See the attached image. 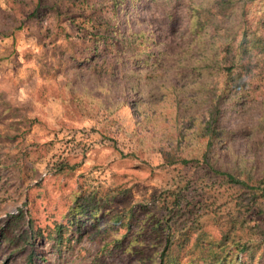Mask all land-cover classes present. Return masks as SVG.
<instances>
[{
    "label": "rangeland",
    "instance_id": "rangeland-1",
    "mask_svg": "<svg viewBox=\"0 0 264 264\" xmlns=\"http://www.w3.org/2000/svg\"><path fill=\"white\" fill-rule=\"evenodd\" d=\"M187 1L45 0L47 7L58 3L65 17L49 11L25 21L33 0H0V264H157L164 234L152 232V217L146 216L162 215L155 199L176 183H187L189 202L201 213L226 211L223 200L232 191L215 179L204 186L198 178L203 173L190 164L167 165L162 155L182 156L192 149L188 139L208 109L201 99L212 88L204 81L220 88L221 75L201 77L194 95L184 77L189 63H176L177 54L199 55L190 41ZM100 18L121 34L143 32L152 47L147 62L126 55L118 62L110 55L94 72L85 60L69 58L93 43L88 33ZM159 51L168 56L164 69L156 68L159 61L154 65ZM113 71L115 78L109 76ZM174 81L184 87L177 109L174 95L163 92ZM130 83L138 84L139 94ZM260 101L264 80L254 100L243 104L230 95L220 107L219 126L229 133L220 153L230 147L248 167L249 160L260 165L262 158ZM76 197L81 204L89 197L85 202L100 212L98 224L64 220ZM130 208L134 227L128 234L111 218ZM256 213L247 216L249 226L260 223ZM203 219V233L218 239L217 225ZM58 223L66 228L56 242ZM260 253L257 264H264V244ZM181 264L198 262L188 256Z\"/></svg>",
    "mask_w": 264,
    "mask_h": 264
},
{
    "label": "trees",
    "instance_id": "trees-1",
    "mask_svg": "<svg viewBox=\"0 0 264 264\" xmlns=\"http://www.w3.org/2000/svg\"><path fill=\"white\" fill-rule=\"evenodd\" d=\"M44 1L33 0L34 8L24 20L34 17L41 19L43 16H39L49 14V11H53L57 19L65 17L58 3L47 7ZM186 4L190 41L198 47L199 55H189L188 59H184L182 55L177 54L176 63H189L190 71L185 73L188 77L182 76L190 80L189 86L196 90L194 95H198L197 88L202 86L201 81L197 80L201 77L221 75L220 88L216 87L218 82L204 81L205 87L212 88L205 98L201 99L203 105H208V109L206 120L200 123L202 126L198 125L192 138L188 139L192 149L182 156H172L164 152L162 155L167 165L190 164L192 168L203 173L198 178L204 186L212 185L214 181L211 180L215 179L225 190L232 191L233 195L224 198L226 211L221 214L216 211L201 213L192 205L189 201L193 202V199L185 193L187 183H176L160 197H156L162 215H147L146 218L152 217L149 221L152 232L164 234L157 264H181V260L188 256L196 259L198 264H257L259 258L262 259V254L258 252L264 244V111L257 127L263 135L259 143L262 158L260 165L249 160V167L248 161L241 159L243 156L235 153L230 147L221 152L225 158L222 157L219 147L226 142L229 133L219 126V117L220 107L230 95L239 97L243 104L254 100L259 82L264 80V0H188ZM45 9L47 11H44ZM66 19L75 22L77 18L66 16ZM19 28L17 27L18 30ZM88 35L93 39V43L81 51L73 52L69 58L85 60L86 66L94 72L100 71L107 57L112 56L119 62L122 56L126 55V59L136 63L140 60L147 62L148 57L152 55L149 39L143 32L121 34L106 18H100L98 25L94 26ZM78 54L80 55L75 57ZM186 54L184 51V56ZM166 57L168 56L164 51H159L154 65L158 61L160 64L156 68H165L163 64ZM99 60L101 62L97 64ZM131 71L132 69L129 72ZM109 76L115 78V72L109 73ZM129 87L137 90V94L140 93L141 89L137 83H130ZM183 88L174 81L168 83V87L163 91L164 95L166 92L174 95L176 109L178 103L182 102L179 93ZM150 94L155 96L156 93L151 91ZM187 101H190V97H187ZM260 103L264 104V101ZM195 118L198 119L197 115H194ZM226 157L233 161L228 163ZM87 199L89 197L81 204L76 202L80 199L75 198V205L64 216L69 225L77 226L82 220L85 223H99L100 212L86 203L85 201L90 202ZM94 199L99 202L97 198ZM221 205L222 203H219L218 207ZM254 210L258 211L256 215L261 216L260 223L249 226L247 216ZM204 216L212 219L219 228L218 239L210 240L207 234L203 233L201 225L203 221L207 222L203 219ZM133 219L130 208L123 214L114 215L111 222L129 234L134 227ZM65 228L64 224H57L54 241H61ZM30 229V238L35 240L37 233L32 221ZM135 235L139 238L141 236L139 231ZM189 243L190 246L186 249Z\"/></svg>",
    "mask_w": 264,
    "mask_h": 264
}]
</instances>
